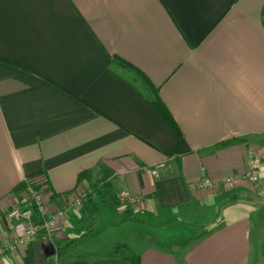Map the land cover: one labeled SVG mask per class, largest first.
<instances>
[{
    "label": "crops",
    "instance_id": "0c3cea01",
    "mask_svg": "<svg viewBox=\"0 0 264 264\" xmlns=\"http://www.w3.org/2000/svg\"><path fill=\"white\" fill-rule=\"evenodd\" d=\"M263 8L264 0H0V245L13 235L8 212L28 199V188L19 198L14 190L42 182L53 209L100 189L58 226L62 264H130L127 251L141 264H254L264 220ZM114 58L149 81L179 138L143 80ZM250 151L255 183L191 190L201 178L244 173ZM122 193L137 203L121 204ZM206 209L218 221L201 236L160 235L159 219L170 231L178 215ZM86 241L110 256H76ZM30 245L4 264H23ZM46 245L40 236L33 248Z\"/></svg>",
    "mask_w": 264,
    "mask_h": 264
},
{
    "label": "built area",
    "instance_id": "2783aa9c",
    "mask_svg": "<svg viewBox=\"0 0 264 264\" xmlns=\"http://www.w3.org/2000/svg\"><path fill=\"white\" fill-rule=\"evenodd\" d=\"M264 143V135L261 137ZM258 161L252 151L249 153L246 171L241 174H233L221 181H214L208 178H201L191 184L193 191L208 190L214 187L233 188L240 181L254 183L258 177ZM164 164H160L152 170V175L157 177L159 171L164 168ZM30 186L27 189L28 201L33 203L34 207H13L7 214V220L12 223L13 235L9 241H5L0 245V264L5 263V257L15 252L19 247L27 246L40 236L47 241H51L58 226L67 218V216L75 210L83 207L84 202L91 194V190H80L78 193L70 197H64L61 208H51L45 201L43 191L40 190L37 183L28 182ZM42 185V182L39 183ZM121 204L132 207L137 203L136 199L129 196L128 193H122L120 196Z\"/></svg>",
    "mask_w": 264,
    "mask_h": 264
},
{
    "label": "rangeland",
    "instance_id": "374dc122",
    "mask_svg": "<svg viewBox=\"0 0 264 264\" xmlns=\"http://www.w3.org/2000/svg\"><path fill=\"white\" fill-rule=\"evenodd\" d=\"M258 170H259V163H258ZM215 218H216V214L211 212L209 209H206L202 213L197 212V215L195 216L182 217L181 215H178L176 219H173L172 221L170 220V231L166 230L167 228L165 227L162 219H159L160 221L157 222L156 225L159 224L158 225V227L160 226L159 233L160 235L166 236L165 238L168 237L167 235H170V239H174L177 242H180L179 237H181L182 243L183 242L187 243V241H185L187 236H190L191 238H195L197 236H201L204 232L215 227L217 224L216 222L218 221V219ZM258 224L259 225L255 230L256 231L255 236H257L256 237L257 240L255 239L256 241L254 243L255 254L252 259V263L264 264V220L260 219ZM73 252H75L76 256L78 257L94 258L97 251L96 249L90 247L88 241H86L80 244L78 247H74ZM89 252H94V254L88 255ZM96 256L107 257L110 256V253L104 250L103 252L97 253ZM43 264H62V261L61 259L60 260L58 259V255H55L50 257L47 260V262H44Z\"/></svg>",
    "mask_w": 264,
    "mask_h": 264
},
{
    "label": "trees",
    "instance_id": "16d2710c",
    "mask_svg": "<svg viewBox=\"0 0 264 264\" xmlns=\"http://www.w3.org/2000/svg\"><path fill=\"white\" fill-rule=\"evenodd\" d=\"M262 18H263V25H264V8H263ZM113 62H114L115 65H119V66H121L123 68H126V69H129V70L131 69L132 71L136 72V74L139 76L140 79L143 80L144 86H146L150 90V92L153 93L152 96H151V99H150V104L152 105V107L154 108V110L156 111V113L160 116V118H162V120L174 131V133L176 134V136L179 138L181 136V132H180V130H179L176 122L174 121L171 113L167 110V108L165 107V105L159 99V97L155 93L154 89L151 87L149 81H147V79H145V77H143L136 69H134L133 67H131L125 61H123L121 59H118V58H114ZM234 143H236V142L235 141L225 142V143L220 144L219 147H226V146L232 145ZM28 186H29V184L22 183L20 186H18L14 190V193L16 195H18V198H19V196L26 190V188H28ZM38 187L41 188L39 185H38ZM96 187L98 188V186H96ZM90 190H91V194L89 195V197H91L92 195H94L96 192L100 193V189H92L91 188ZM28 199H27V201H28ZM85 202H84V204H85ZM124 205L126 206L127 204H124ZM17 206H21V207H26V206L34 207L33 203H31L30 201L23 203V205L22 204H18V205L14 206V207H17ZM127 207H129V206H127ZM53 239H54V236L51 239V241H47L46 240V242H48V244H51L52 246L55 247V244H53V242H52ZM34 242H32L31 245L28 244L30 246L27 248V253H26V256H25V259H24L23 264H43L45 261H47L49 259V258H47V257L44 256L43 250L41 251V253H38L35 250V248H33ZM67 246H69V245H67ZM123 248H125V247H118L115 252H117V251H119L120 249H123ZM63 250L64 249H59L58 252L56 251V255H58V259L59 260L63 257V254L61 253ZM125 250H126V248H125ZM127 254L128 255L126 257H124V258L130 264H141L140 257L137 254H135L134 252H130V251H127ZM42 259H44V261H42ZM180 264H183V263L180 262Z\"/></svg>",
    "mask_w": 264,
    "mask_h": 264
},
{
    "label": "water",
    "instance_id": "95a60500",
    "mask_svg": "<svg viewBox=\"0 0 264 264\" xmlns=\"http://www.w3.org/2000/svg\"><path fill=\"white\" fill-rule=\"evenodd\" d=\"M44 256L50 258L56 255V249L52 245H46L43 247Z\"/></svg>",
    "mask_w": 264,
    "mask_h": 264
}]
</instances>
